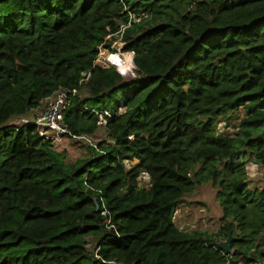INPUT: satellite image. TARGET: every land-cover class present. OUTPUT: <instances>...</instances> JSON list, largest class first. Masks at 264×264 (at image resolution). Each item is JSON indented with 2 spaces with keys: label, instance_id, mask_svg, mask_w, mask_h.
<instances>
[{
  "label": "trees",
  "instance_id": "16d2710c",
  "mask_svg": "<svg viewBox=\"0 0 264 264\" xmlns=\"http://www.w3.org/2000/svg\"><path fill=\"white\" fill-rule=\"evenodd\" d=\"M121 33L131 81L95 65ZM59 90L67 128L105 130L106 155L69 163L35 125H10ZM241 107L240 131L218 136ZM248 162L264 167V0H0V264H227L230 236V264L264 260ZM204 184L219 231L183 232L174 215Z\"/></svg>",
  "mask_w": 264,
  "mask_h": 264
},
{
  "label": "rangeland",
  "instance_id": "374dc122",
  "mask_svg": "<svg viewBox=\"0 0 264 264\" xmlns=\"http://www.w3.org/2000/svg\"><path fill=\"white\" fill-rule=\"evenodd\" d=\"M123 47L124 45L120 42V40L115 41L109 48L102 47L96 63L103 68H116L124 76L125 80L131 81L135 78L134 70H136V66L133 64V59H131L132 61L128 63V68H121V66L113 63V61L116 62L120 56H125L126 54H131L132 58H134L131 52H124ZM102 52L111 54L103 57ZM112 55L116 56L111 57ZM117 55H119V57H117ZM245 115L246 109L242 108L234 114L232 118L223 119L227 121L225 123L221 122L218 124L219 132L235 134L240 120L244 118ZM19 120L20 118L12 120L10 125L18 126ZM107 136L108 135L105 130H100L94 139L101 142L108 139ZM57 148L59 151L66 152V160L69 163H74L80 158L87 156L89 152L88 147L84 143L73 140H66ZM136 163L137 161L135 160L131 163L126 162L125 165L129 168ZM246 166V170L248 169L247 173L249 176L250 187L256 188V186H260L264 181V167L259 165L252 166L251 162H248ZM149 181L150 180H148L147 176H144L143 174L140 176L141 186L149 187ZM221 217L222 209L216 199V189L212 184H204L197 187L192 194L184 198L183 203H181L174 215V223L179 229L185 230L186 232L201 230L214 234L219 231ZM87 240L89 250L91 252L95 251V243L93 240Z\"/></svg>",
  "mask_w": 264,
  "mask_h": 264
},
{
  "label": "built area",
  "instance_id": "2783aa9c",
  "mask_svg": "<svg viewBox=\"0 0 264 264\" xmlns=\"http://www.w3.org/2000/svg\"><path fill=\"white\" fill-rule=\"evenodd\" d=\"M126 28L127 27L123 28L122 32ZM116 38H117V41L120 40V42H121L122 33L119 36H116ZM101 48H100V50H101ZM99 54H100V52H99ZM95 65L100 67L99 65H97V63H95ZM88 77H89V75L84 74L85 80H87ZM72 94L74 96V95L78 94V91L73 90ZM43 105L45 106V108L40 114H38L36 116L27 115V116L21 117L19 120L18 126L35 125L38 128L39 135L42 138H46L47 140L52 141L54 145H62L63 142L66 140L79 141V142L84 143L86 146H90V147L94 148V150H96L97 152H100V153H103L106 155V153L99 148V146H98L99 141L94 139L95 137L88 136V135H80V136L73 135L70 132V130L67 128V126L65 125V123H64L65 122V113L71 105V100L69 99V93L67 91H65V90L57 91L53 96L46 99L43 102ZM242 108L243 107H241L239 110H241ZM124 111H125V109L121 108L119 113H123ZM105 116L110 117L111 114L109 112H104L103 114H99V118H100L99 125L100 126L106 125L107 121L105 119ZM245 117H246V115H245ZM244 118H242V119H244ZM222 122L225 123V121H222ZM220 123H218V124H220ZM218 124L216 127L218 136L234 137L235 134H237L240 131V127L238 125L237 132H235V134L234 133L233 134L220 133L218 130ZM251 164H252V166H258V164H256L255 162H251ZM130 168L131 167H129L127 169H130ZM247 171H248V169H247ZM143 175L147 176L148 180H150L149 181V187L140 185V177L137 179L138 187L148 190L150 188L151 178H150V175L147 173H143ZM247 176H248V173H247ZM248 183H250L249 182V176H248ZM248 186H249V188H251L250 185H248ZM263 188H264V181L260 186H256V188H251V189L262 190ZM102 214L108 215L109 213L104 209L102 211ZM109 223H110V221H109ZM181 231L186 232L185 230H181ZM96 251H98V249ZM221 251H222V254L226 255L228 258L227 264H230L231 260L234 258V250H232L231 253H226L223 250H221ZM97 257L100 258L99 256H97ZM237 264H245V263L239 261V263H237ZM246 264H264V260H256V261L246 263Z\"/></svg>",
  "mask_w": 264,
  "mask_h": 264
},
{
  "label": "water",
  "instance_id": "95a60500",
  "mask_svg": "<svg viewBox=\"0 0 264 264\" xmlns=\"http://www.w3.org/2000/svg\"><path fill=\"white\" fill-rule=\"evenodd\" d=\"M132 54L134 56V53H132ZM133 64H134V62H133ZM97 210H99V208H97ZM233 240H234V238L232 236H230L225 241L220 242L218 244V247L226 253H231L233 250V246H232Z\"/></svg>",
  "mask_w": 264,
  "mask_h": 264
},
{
  "label": "bare ground",
  "instance_id": "6f19581e",
  "mask_svg": "<svg viewBox=\"0 0 264 264\" xmlns=\"http://www.w3.org/2000/svg\"><path fill=\"white\" fill-rule=\"evenodd\" d=\"M119 57V55H117ZM131 54H126L125 56H120L116 62L113 61L114 64L121 66V68H128V63H130L132 60Z\"/></svg>",
  "mask_w": 264,
  "mask_h": 264
},
{
  "label": "crops",
  "instance_id": "0c3cea01",
  "mask_svg": "<svg viewBox=\"0 0 264 264\" xmlns=\"http://www.w3.org/2000/svg\"><path fill=\"white\" fill-rule=\"evenodd\" d=\"M43 109H44V105H43L41 108H39V109L33 111V112L30 113L29 115H31V116H36V115L40 114L41 111H43Z\"/></svg>",
  "mask_w": 264,
  "mask_h": 264
}]
</instances>
